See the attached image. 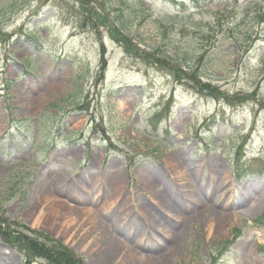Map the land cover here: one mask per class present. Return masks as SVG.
I'll use <instances>...</instances> for the list:
<instances>
[{
	"label": "rangeland",
	"instance_id": "rangeland-1",
	"mask_svg": "<svg viewBox=\"0 0 264 264\" xmlns=\"http://www.w3.org/2000/svg\"><path fill=\"white\" fill-rule=\"evenodd\" d=\"M83 1L0 0V212L85 264H264V0Z\"/></svg>",
	"mask_w": 264,
	"mask_h": 264
},
{
	"label": "trees",
	"instance_id": "trees-1",
	"mask_svg": "<svg viewBox=\"0 0 264 264\" xmlns=\"http://www.w3.org/2000/svg\"><path fill=\"white\" fill-rule=\"evenodd\" d=\"M81 2L85 3L83 0ZM198 3L199 0H190V4L185 5L184 8L197 7ZM181 4L184 3L181 2ZM257 10L252 13L254 14L253 19L262 23L264 21V7L259 8L258 12ZM124 27L127 29L126 26ZM119 31H117V35L123 37L122 42L126 50L131 48L132 52H138L137 43L127 37L124 31L121 30L123 33ZM118 40L121 41L119 38ZM175 68H181V66H175ZM192 77L197 79L196 75H192ZM0 239L19 249L24 256L25 264H30L36 257L44 258L49 264H85L83 259L61 239L42 229L32 228L19 220L11 219L5 216L3 212H0Z\"/></svg>",
	"mask_w": 264,
	"mask_h": 264
},
{
	"label": "bare ground",
	"instance_id": "bare-ground-1",
	"mask_svg": "<svg viewBox=\"0 0 264 264\" xmlns=\"http://www.w3.org/2000/svg\"><path fill=\"white\" fill-rule=\"evenodd\" d=\"M108 243L111 244V247H117V246H120L119 245V242L117 240H114L112 237L111 238H108ZM103 259L104 261H108V257L106 255H103ZM165 263V262H164Z\"/></svg>",
	"mask_w": 264,
	"mask_h": 264
}]
</instances>
